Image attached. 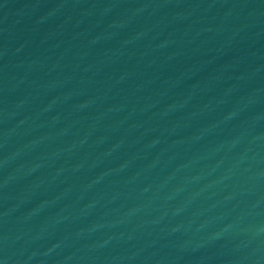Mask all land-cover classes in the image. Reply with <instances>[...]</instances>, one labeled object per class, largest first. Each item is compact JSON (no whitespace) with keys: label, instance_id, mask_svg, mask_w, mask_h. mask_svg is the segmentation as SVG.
<instances>
[{"label":"water","instance_id":"water-1","mask_svg":"<svg viewBox=\"0 0 264 264\" xmlns=\"http://www.w3.org/2000/svg\"><path fill=\"white\" fill-rule=\"evenodd\" d=\"M0 264H264V0H0Z\"/></svg>","mask_w":264,"mask_h":264}]
</instances>
